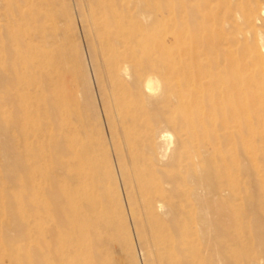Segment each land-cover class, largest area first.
I'll use <instances>...</instances> for the list:
<instances>
[{"label": "bare ground", "instance_id": "bare-ground-1", "mask_svg": "<svg viewBox=\"0 0 264 264\" xmlns=\"http://www.w3.org/2000/svg\"><path fill=\"white\" fill-rule=\"evenodd\" d=\"M234 1L249 30L232 39L192 31L175 41V12L209 31L221 20L213 11L229 0H71L108 138L94 132L97 110L79 49L71 64L49 49L57 21L38 13L41 45L17 48L0 78V107L12 119L0 120V264L28 258L17 223L33 189L34 140L52 135L53 121L62 155V226L54 232L64 239L49 264H136L126 254L127 216L144 264H229L233 233L264 248L255 226L264 200L255 184L264 165V25H256L264 7ZM36 2L53 0H15L16 11L36 15ZM182 72L188 76L180 79ZM120 231L125 245L114 239Z\"/></svg>", "mask_w": 264, "mask_h": 264}, {"label": "rangeland", "instance_id": "rangeland-1", "mask_svg": "<svg viewBox=\"0 0 264 264\" xmlns=\"http://www.w3.org/2000/svg\"><path fill=\"white\" fill-rule=\"evenodd\" d=\"M36 3L37 14H26L24 19L16 11L15 0H0V78L8 74L12 65V60L10 59L13 52H15L17 48L25 49L29 42L32 43L33 47L41 45V39L37 37V35L40 33L41 27L44 25L43 23L45 21L39 19L38 13H43L45 10H48L47 12L52 14L50 18L54 17L57 23L47 20L46 24L50 26V24L54 23L58 32V37L55 39L56 42L51 44L49 49L60 51V53L61 51L65 52L67 54V60L70 64L75 61L77 48L79 49L84 63V68H86L85 72L90 80L89 84L92 87L91 100L97 110V119L95 121L97 128L94 129V132L97 135V138H108V127L105 123L106 121L104 120L105 117L103 110L100 108L102 107V104H100L101 98L90 59L87 39L77 15L71 11V0H53L50 7L38 4V2ZM256 3H259V5L264 7V0H259L258 2H256V0H252L253 6H255ZM176 13L177 12H175L174 29L175 41L189 40L192 38L190 34L192 31H195L200 39H207L211 37V35L215 36L217 34L220 35L219 37L221 38L232 39L240 30H249L248 23L244 20V10L239 3L234 0H229V5L226 2L223 3L218 10L213 11V13H215L221 20L217 24L210 22L209 24L211 28L209 31H204L203 28H201L202 26H196V28L191 27V24L188 21L189 18ZM37 19H39V21ZM256 25L258 28L262 27V25H264V20L257 21ZM160 31L162 32L163 28H159L156 32ZM15 33L19 38H15L14 40L11 37ZM165 38L166 41L171 40L170 35H167ZM52 40L55 41L53 38L48 39L49 42ZM233 46L234 48H241L243 46V42L240 41L239 43H234ZM91 73H93V75ZM179 76L180 79H182L185 76L187 77L188 73L182 72ZM176 80L177 79L175 78V81ZM1 96L2 94L0 92V99ZM4 116L6 118V115H3L0 107L1 121ZM6 119L9 123H11V118L7 117ZM58 122L60 121H53L55 125L52 135L49 137H40L34 140L33 154L36 157L34 159L36 174L34 176L33 189L29 197L30 199H27V201L23 203L25 207V216L21 218L19 217L17 223L22 230L20 233L22 235H18L17 237L18 245L21 247L26 246V248L29 247V252L28 258L19 264H49L51 260L56 258L57 255L55 250L58 254L59 245L64 239L63 235L58 236L54 232L56 228L62 226V211L58 209V204L62 195V188L60 185L62 176V155L60 147L61 131L58 128ZM163 128L169 130L172 134V138L174 135L173 139H175V133L169 126L164 125ZM99 133H101V135ZM172 141L174 144V140ZM10 145L15 146V143L11 142ZM263 167L264 165H262L260 176L259 174H256L255 184L257 188L264 187ZM263 205L264 200L258 204L261 213L255 223V226H257L258 229H262V233H264V213L263 210H261V207H264ZM125 221L132 244V249L126 251V254L128 257L134 256L136 264H144L141 254L142 252L139 251L141 250V246H139L140 243L134 225L128 216ZM27 223H30L29 239H27L26 236L28 233L26 227ZM8 231L9 230H7V232ZM104 231L107 233V231L103 229V234H105ZM114 234V239H116L117 242H122L123 245L126 244L125 240L127 239V236L124 235V231L116 232ZM229 238L230 242L233 243V245L229 248L230 251L233 250L231 258H229V264H264V248L262 246L259 247L257 241L249 240L246 237V234L244 236L233 233L229 236ZM135 241L137 244H135ZM58 262L60 264L59 260Z\"/></svg>", "mask_w": 264, "mask_h": 264}]
</instances>
